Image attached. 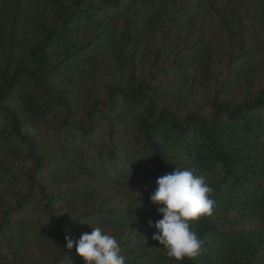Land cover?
<instances>
[{
	"label": "trees",
	"instance_id": "1",
	"mask_svg": "<svg viewBox=\"0 0 264 264\" xmlns=\"http://www.w3.org/2000/svg\"><path fill=\"white\" fill-rule=\"evenodd\" d=\"M104 57L116 77L95 95ZM175 168L214 200L181 261L148 224ZM85 225L125 264H264V0H0V264L32 247L85 264L64 246Z\"/></svg>",
	"mask_w": 264,
	"mask_h": 264
},
{
	"label": "clouds",
	"instance_id": "2",
	"mask_svg": "<svg viewBox=\"0 0 264 264\" xmlns=\"http://www.w3.org/2000/svg\"><path fill=\"white\" fill-rule=\"evenodd\" d=\"M212 191L203 176L188 169L175 168L157 178L149 199L158 206L156 210L162 218L154 224L149 220L148 224L156 229L152 239L163 245L168 257L181 261L199 254L201 241L190 229L189 221L212 215ZM65 242L69 250L75 245L76 253L85 264H125L117 238L101 227L81 233L78 239L65 235Z\"/></svg>",
	"mask_w": 264,
	"mask_h": 264
},
{
	"label": "rangeland",
	"instance_id": "3",
	"mask_svg": "<svg viewBox=\"0 0 264 264\" xmlns=\"http://www.w3.org/2000/svg\"><path fill=\"white\" fill-rule=\"evenodd\" d=\"M202 35L207 38H211L213 47L217 54V57L220 61L224 62L228 58L229 51L232 47V42L225 39L222 33H220L219 29L216 27V21L211 15H207L203 21L202 25ZM235 50V49H234ZM103 69L100 72L96 84L94 86L95 95L101 94L104 89L111 84L115 77L116 71L115 67L113 66L112 62L109 58H103ZM103 195L106 192L102 193ZM97 225H85L81 226L80 228L73 229L71 233V237L78 239L81 233L84 232H91V228H96ZM105 233L113 235L109 230H103ZM116 237V236H115ZM52 257V252L42 247H32L26 254L25 259L29 260L31 264H42L48 262V260Z\"/></svg>",
	"mask_w": 264,
	"mask_h": 264
}]
</instances>
